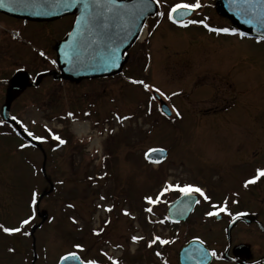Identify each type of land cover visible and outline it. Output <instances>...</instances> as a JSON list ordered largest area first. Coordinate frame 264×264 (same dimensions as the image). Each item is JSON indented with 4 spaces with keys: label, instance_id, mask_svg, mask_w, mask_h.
<instances>
[{
    "label": "rangeland",
    "instance_id": "rangeland-1",
    "mask_svg": "<svg viewBox=\"0 0 264 264\" xmlns=\"http://www.w3.org/2000/svg\"><path fill=\"white\" fill-rule=\"evenodd\" d=\"M196 2L157 0L162 14L177 3ZM199 3L200 14L192 21L211 28L229 25L213 0ZM167 20L162 16L160 27L148 28V40L135 46L140 58L130 65L136 67L132 73L116 78L114 105L112 96L95 106L79 95L61 108L19 110L23 137L0 122V225L19 227L30 220L21 233L0 229V264H57L69 253L95 264H175L181 240L198 232L193 220H200L203 210L200 203L188 220L190 227L175 226L167 235L168 227L157 219L179 192L177 185L201 188L210 198L207 204L226 203L232 215L241 206L231 200L250 195L234 191L250 180L254 183L248 188L264 183L258 175L264 171V42L210 32L202 23L175 27ZM9 24L16 22L0 14V27ZM69 25L70 16L56 20L50 41L59 42ZM22 30L35 37L32 24ZM3 41L0 36V57ZM193 41L209 44L214 56L225 60L241 54L239 62L215 73L225 76L231 69L230 76L237 78L235 94L210 76L219 68L210 71L184 60L190 46L187 53H204L197 44L192 47ZM194 71L199 75L192 79ZM79 88L72 87V92ZM151 91L167 104L173 120L159 115ZM76 122L87 124L99 137L92 151L90 137L78 138L73 131ZM54 135L66 142L60 144ZM151 148L167 150V159L148 165L144 153ZM205 217L204 228H216L211 236L218 248L224 243V222ZM156 237L171 243L161 248Z\"/></svg>",
    "mask_w": 264,
    "mask_h": 264
},
{
    "label": "flooded vegetation",
    "instance_id": "flooded-vegetation-1",
    "mask_svg": "<svg viewBox=\"0 0 264 264\" xmlns=\"http://www.w3.org/2000/svg\"><path fill=\"white\" fill-rule=\"evenodd\" d=\"M153 1L156 5L155 13L144 21L147 29L152 25L160 27V19L162 16L165 15V17L168 18V13L171 11L172 7L175 6H170L167 12L162 14L158 7L157 0ZM213 6L217 9L218 13L224 16L220 10L219 0H213ZM200 9L201 7L193 11H189V13L187 15L185 14L181 21L175 22L168 18L167 22L175 27H185V25L191 26L192 23H189V21H192V19L200 14ZM183 14H180L179 16H182ZM1 15L16 22V24L13 26L10 24L5 25L3 28L0 27V36H2L5 41H3V53L0 57V122L9 128L12 127L11 132H14L16 136L23 137V132L19 128L21 119L19 117V113L17 112L19 110L61 108L65 104V100L79 95L88 98L89 104H95V106L102 104L100 103V99L103 97L106 96L109 98L112 96L111 104L114 105V85L118 83L116 78L124 72L132 73L136 67L134 65L129 68L130 65L135 63L140 58V56L135 53L136 45L133 44L123 53L122 71L118 75L105 78L95 77L76 81L67 80L61 76L56 64L57 58L55 48L58 41L54 43L50 41L51 31H54L52 26L56 20L35 22L24 19H16L3 14ZM224 17L228 20V22L226 21L225 23L229 24L227 27L229 29H235L233 28L236 27L233 20L226 15ZM73 20L74 16H70L68 31L60 40H62L70 31ZM27 24H32L33 29L35 30V37H32L33 32L28 35L23 32L22 27H25ZM107 35H110V33L107 32ZM232 36L236 37L238 40H242L247 37L245 34H243V36ZM253 40L257 44L264 42V38H257ZM198 42L200 41H193V43H191L192 47L196 49L198 46L199 48L197 51L203 49L204 53L189 54L187 51L191 48L190 46L183 54L184 60H188L194 66L203 65L205 68L208 67L210 68V71L212 67H215L214 70L219 68L217 72L210 73V76H215L219 85L224 84V87H227L230 92L233 91L235 94L236 88L238 87L236 84L237 78L236 76H230L231 69L228 68L229 70L225 76L216 75L215 73H218L225 65L239 62L238 59L241 54L237 53L225 60L222 56H214L215 54L212 53V47L209 44H198ZM41 53H43V55H41ZM143 56L146 63L147 58L145 54ZM213 56L215 57L214 60L212 59ZM53 61H55V63H53ZM196 72L194 71L192 74V79L198 77L199 73L196 75ZM233 81L235 82L232 83ZM13 83L14 85H12ZM75 86H79L80 88L76 92H72V87ZM150 94L159 107L155 92L151 91ZM3 109L7 111V119L10 122L3 119ZM159 115L162 116L161 114ZM13 117H15V119H13ZM165 119L173 120L174 117H165ZM242 121H245V118ZM238 158H240L239 161L244 159L236 155L235 159L238 160ZM239 190H244L250 195L246 198L234 197V199L231 200V204L241 206L240 209L232 215L227 210L226 203L216 205L214 208L212 205L206 203V201H209L210 198L205 200L200 195H197V201L199 202L194 205L191 214L185 222H168L167 227L169 229L175 226L190 227L188 220L191 218L199 204L201 203L203 205L200 220H198V217L193 220L192 227L197 229L198 232L188 236L186 239H182L179 247L190 240L197 239L204 243L211 255L212 253H216L215 256L212 255L210 264H264V183L255 188H248L242 185L234 192L236 193ZM164 192L167 193V190ZM180 196V192L175 193V195L167 201L168 203H166V209L171 202L175 201ZM221 208H224L225 211H220ZM208 212L215 213V215L209 216V219L213 217V220L216 223L222 221L224 222V224H222L224 243L218 248H215L213 245L211 236L212 233L216 231V228H214L213 224L212 226H210V224L204 228V221L206 219L205 216L208 217ZM239 217H242L243 220L238 221L230 228V243H228V226ZM157 220L161 226H164L168 221L166 219V211L165 215L162 216L161 219ZM172 234H174V231ZM210 237L211 239H209ZM170 243L171 242H168L167 244ZM161 245L160 247L163 248L164 244ZM177 252L175 264H178ZM225 252H227L228 255V259L226 260L223 258V254Z\"/></svg>",
    "mask_w": 264,
    "mask_h": 264
},
{
    "label": "water",
    "instance_id": "water-1",
    "mask_svg": "<svg viewBox=\"0 0 264 264\" xmlns=\"http://www.w3.org/2000/svg\"><path fill=\"white\" fill-rule=\"evenodd\" d=\"M116 3L120 8L119 17L105 15L87 29L76 24V20L81 16V5L65 8L63 4L57 3V0H25L24 3L17 4L5 0V6L0 7V12L17 19L35 22L53 21L74 15L70 32L56 46V64L63 78L75 81L117 75L122 69L123 53L135 42L144 20L154 13V4L151 0H116ZM254 7L256 6L220 0L221 11L231 16L241 31L264 37V18L253 14ZM259 7L264 9V6ZM243 12H247V15L239 14ZM183 13L187 14L186 11L178 10L173 13L172 18L176 21L182 20L185 15H179ZM248 20H251V23L246 22ZM107 32L110 35H107ZM160 111L165 116H171V112L161 100ZM7 116V111L3 109V119L10 122ZM166 155L163 149H151L145 154V159L157 164L163 161ZM195 202V196H181L168 206V217L173 222H184ZM239 220L243 218L234 220L228 227V233ZM229 241L228 234V243ZM75 256L76 259H73L70 254L65 255L58 264H88L77 254ZM225 257L227 253L224 254ZM210 260V253L198 240L186 243L178 251L179 264H209Z\"/></svg>",
    "mask_w": 264,
    "mask_h": 264
},
{
    "label": "snow or ice",
    "instance_id": "snow-or-ice-1",
    "mask_svg": "<svg viewBox=\"0 0 264 264\" xmlns=\"http://www.w3.org/2000/svg\"><path fill=\"white\" fill-rule=\"evenodd\" d=\"M25 0H8V3L11 4H17V3H24ZM231 3H243L245 6L248 5H254L253 14L254 15H260L262 18H264V9H262L259 6H264V0H230ZM57 3L63 4L65 8H71L76 7L78 5H81V16L76 20V24L78 27H83L87 29L89 25H91L95 21H99L102 17L105 15H112L119 17L120 16V8L119 5H117L116 0H57ZM5 6V0H0V7ZM201 7L199 0H197L196 3H177L175 6L172 7L171 11L168 13V18L172 19V14L177 12V10H187V11H193L197 8ZM242 15H247V12L239 13ZM248 23H251V20L246 21ZM189 23H202L205 28H207L210 32H215L217 34L223 33L226 35H241L243 36V33H237L235 29H229L227 27L224 28H211L208 24L203 23V21H189ZM186 26V25H185ZM115 50H113L114 55ZM43 55V53H41ZM55 63V61H53ZM113 63H115V60L113 59ZM133 83H138L137 81H133ZM142 83V82H139ZM145 88H148V85H144ZM160 95H164L162 92ZM15 119V117H13ZM31 135V133H29ZM53 139L59 140L60 144H64L66 141L63 139H60L59 136H53ZM21 147H25L24 145H21ZM259 176H264V171H258ZM254 183V181L250 180L245 183V187H247L248 184ZM167 188H172L171 185H168ZM174 190H177L181 193L183 196H190L194 193H199L200 196L204 197L205 200H208L209 197L205 195V193L202 191L199 187H194L191 185H186L183 187L176 186ZM103 199V197H101ZM199 202V201H197ZM32 203H36V194L33 193L32 197ZM148 203H155V201L152 198H148ZM69 207H72V205H69ZM215 208L216 205H213ZM107 211H111V209H107ZM220 211H225L224 208H221ZM125 215H128L127 212H125ZM208 216H213L215 213L208 212ZM75 222V221H74ZM30 223L29 219H24L21 221V225L19 227H5L3 225H0V229L6 234H14V233H21L22 228L24 225H28ZM24 235H27V232H23ZM138 239V237H132V240L135 242ZM156 240H159L160 244H167V240H162L159 237L155 238ZM155 242V241H154ZM79 247V245H77ZM9 251H12V249H9ZM71 258L76 259V256L74 253L70 254ZM159 255V253H157ZM213 256L216 255V253H212ZM67 259V258H65ZM88 264H95L94 261H89Z\"/></svg>",
    "mask_w": 264,
    "mask_h": 264
},
{
    "label": "bare ground",
    "instance_id": "bare-ground-1",
    "mask_svg": "<svg viewBox=\"0 0 264 264\" xmlns=\"http://www.w3.org/2000/svg\"><path fill=\"white\" fill-rule=\"evenodd\" d=\"M144 34L145 32L142 33V36H144ZM73 131L79 137H83V136L88 137L92 135L89 126L85 123H79V122L74 123ZM98 142H99V137L96 136L92 138L89 143L88 151H92L97 146Z\"/></svg>",
    "mask_w": 264,
    "mask_h": 264
}]
</instances>
